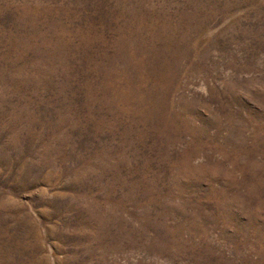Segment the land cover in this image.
I'll use <instances>...</instances> for the list:
<instances>
[{"label":"rangeland","instance_id":"374dc122","mask_svg":"<svg viewBox=\"0 0 264 264\" xmlns=\"http://www.w3.org/2000/svg\"><path fill=\"white\" fill-rule=\"evenodd\" d=\"M0 264H264V0H0Z\"/></svg>","mask_w":264,"mask_h":264}]
</instances>
